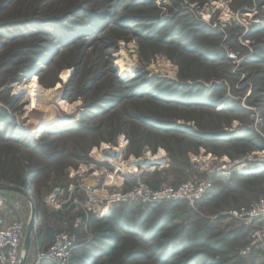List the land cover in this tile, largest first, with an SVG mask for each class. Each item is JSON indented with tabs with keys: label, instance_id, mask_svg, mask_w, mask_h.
Masks as SVG:
<instances>
[{
	"label": "rangeland",
	"instance_id": "obj_1",
	"mask_svg": "<svg viewBox=\"0 0 264 264\" xmlns=\"http://www.w3.org/2000/svg\"><path fill=\"white\" fill-rule=\"evenodd\" d=\"M34 76L60 83L73 112L26 111L16 86ZM160 149L139 173L148 186L212 188L193 205L88 210L109 164ZM261 149L264 0H0V195L5 219L26 223L24 264L63 229L77 238L70 264H264V241L240 255L256 225L229 214L264 200V167L247 171Z\"/></svg>",
	"mask_w": 264,
	"mask_h": 264
},
{
	"label": "built area",
	"instance_id": "obj_2",
	"mask_svg": "<svg viewBox=\"0 0 264 264\" xmlns=\"http://www.w3.org/2000/svg\"><path fill=\"white\" fill-rule=\"evenodd\" d=\"M113 149L115 152L111 150V152H113L112 156L119 150L117 147ZM109 151L110 150H108V152ZM102 153L103 152H101V154ZM260 157L264 161V154L260 155ZM134 162L135 161L129 158L128 160L122 161L121 164H109L112 168H114V173L117 175H114L115 177H113L111 174L108 175V177H102V179L99 180L98 185L95 184V186L87 188V192L90 197H93V202L95 204V206L94 204L91 205L93 208L91 206L88 207L89 211H93L94 213L97 212L101 215V213L103 214L106 212L112 204L124 202L135 203V201L140 202L143 205H149L159 202L181 200L193 205L207 193V190L212 188L211 179H203L196 182L186 181L176 188L171 187L168 184H162V186L158 189H153L140 177L139 163L135 165L134 170L130 168V164ZM226 167V164H221L222 169H225ZM93 174L94 181L98 182V178H96L97 173ZM74 175L75 173H71V176ZM129 176L132 177L133 183L130 187H127L125 182ZM97 187L101 188L99 192L96 190ZM112 187H114L113 190ZM26 204L30 209V215H32L31 210L34 206L33 199H28ZM6 205L7 198L0 195V264H22L24 255L21 248L26 223L24 220L17 218L7 221L4 217L3 211ZM229 214L230 216L240 220L243 225L249 227L250 225H256V227L253 228L254 230L251 231V238L248 245L240 250V255H246L252 248L257 247L264 241V200L256 202L247 209L239 211L234 210L229 212ZM86 223L87 214L85 218L79 217L76 219L74 226L83 225V227H85ZM76 240L77 238L74 233L65 229L58 231L54 235L51 244L43 247L37 252L35 264H39L43 261H49L53 264H70Z\"/></svg>",
	"mask_w": 264,
	"mask_h": 264
},
{
	"label": "bare ground",
	"instance_id": "obj_3",
	"mask_svg": "<svg viewBox=\"0 0 264 264\" xmlns=\"http://www.w3.org/2000/svg\"><path fill=\"white\" fill-rule=\"evenodd\" d=\"M132 64H133V61L129 60L123 54L117 60V66L120 68L121 71H123V70L130 71V69L132 68ZM168 68H169V66H168ZM66 73H67V71H64L61 74L63 80L66 78ZM170 75H173V73L171 72ZM60 86H61V84L57 83L56 86L53 88H43L38 83L37 77L34 76L31 80L28 81V83H26V84L24 83V84L20 85V87L16 86V89L23 90V92L25 94L24 99L28 103L26 108L24 107L26 111H28V109L38 108V109H42L44 111L52 112V113H55L54 111H56L58 109L64 111L65 113L73 112L75 105L72 103H69L65 100H62L61 92H60ZM52 117H54V116H52ZM51 118L47 119V120L43 119V121L38 122V128H41L42 126L49 124ZM57 120H59V121L64 120V117L59 118V119L57 118ZM52 122H53V120H52ZM122 146L123 145H120V147H122ZM101 149L102 150H110V151L112 150L113 152H115L114 149L111 148L110 146H108L107 144H102ZM99 152H105V151H99ZM113 152H111V154H113ZM258 153H264V149L259 150ZM163 155H165V154H164L163 150L160 149L159 152L154 154V155L150 152L146 153L143 156L144 158L143 157L142 158L130 157L133 161H135L134 163L130 164V168L132 170H134L135 165L137 163H139V165H140L139 170L141 171L142 168L148 167L149 165L157 162L160 158H162ZM263 167L264 166H261V165L252 166L247 171L261 170ZM91 180L94 181V178Z\"/></svg>",
	"mask_w": 264,
	"mask_h": 264
},
{
	"label": "crops",
	"instance_id": "obj_4",
	"mask_svg": "<svg viewBox=\"0 0 264 264\" xmlns=\"http://www.w3.org/2000/svg\"><path fill=\"white\" fill-rule=\"evenodd\" d=\"M12 219H14V218H12ZM11 219V220H12ZM10 221V220H9ZM22 249V253H23V255H24V261H25V263H26V261L28 262V260L30 259V255L29 254H27V253H25V248H21ZM32 258H33V255L31 256Z\"/></svg>",
	"mask_w": 264,
	"mask_h": 264
},
{
	"label": "water",
	"instance_id": "obj_5",
	"mask_svg": "<svg viewBox=\"0 0 264 264\" xmlns=\"http://www.w3.org/2000/svg\"><path fill=\"white\" fill-rule=\"evenodd\" d=\"M22 264H24V258H23Z\"/></svg>",
	"mask_w": 264,
	"mask_h": 264
},
{
	"label": "trees",
	"instance_id": "obj_6",
	"mask_svg": "<svg viewBox=\"0 0 264 264\" xmlns=\"http://www.w3.org/2000/svg\"><path fill=\"white\" fill-rule=\"evenodd\" d=\"M72 264V263H71Z\"/></svg>",
	"mask_w": 264,
	"mask_h": 264
}]
</instances>
